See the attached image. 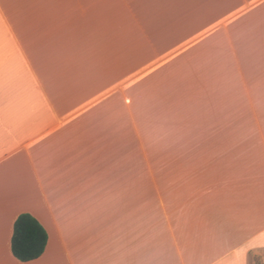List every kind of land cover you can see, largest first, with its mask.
Segmentation results:
<instances>
[{
  "label": "crops",
  "instance_id": "obj_1",
  "mask_svg": "<svg viewBox=\"0 0 264 264\" xmlns=\"http://www.w3.org/2000/svg\"><path fill=\"white\" fill-rule=\"evenodd\" d=\"M233 60L261 117L223 103ZM149 86L192 148L151 181ZM21 214L47 235L25 263ZM0 264H264V0H0Z\"/></svg>",
  "mask_w": 264,
  "mask_h": 264
},
{
  "label": "rangeland",
  "instance_id": "obj_2",
  "mask_svg": "<svg viewBox=\"0 0 264 264\" xmlns=\"http://www.w3.org/2000/svg\"><path fill=\"white\" fill-rule=\"evenodd\" d=\"M234 54H236V48L234 47ZM229 72L231 75L229 76V80L226 84L228 90L225 91L223 89V103H227L231 107H235L237 102L241 103V107L243 104V109H241L240 115L235 114L234 119H236L238 116L240 120L244 118L245 120H252L253 117H261V114L257 109H255L256 113L254 115V111L251 105L252 104V98L247 94V91H242L246 86H248V81L242 76V74H239L238 72V66L235 60L228 63ZM232 71H234L237 74L235 75L233 79ZM241 75V76H240ZM185 77V76H184ZM165 78L164 79V88H167L168 85L173 86V82L177 84V88H179L180 83L183 84L184 88L188 87L186 85L187 78ZM216 75L210 76L207 78L208 84L211 85L212 81L216 79ZM172 80V82L169 84V81ZM189 80V79H188ZM140 81L136 82L135 85H138ZM161 83V82H160ZM139 84L138 86H140ZM183 89V88H182ZM210 89L213 91L214 88L210 86ZM186 90V89H185ZM165 91V90H163ZM210 91V92H212ZM141 93V94H140ZM158 94L153 90V86L145 87V89H137L136 92L134 91L133 94V110H134V123L138 125V128L141 129V143L144 147L147 155H148V165L150 166V181L152 177L156 176V169L161 168L162 170H171L172 168L178 166V162L182 159H178V153L180 151H190L191 145L188 142V139L186 141H179L178 136H182L183 134H187L188 132L183 129H177L174 125L167 124V121L164 119L157 118V111L153 109L152 102L154 100V96ZM189 94H181L180 97L184 98L188 96ZM217 93L212 92L210 96V100H212L213 106L216 103V97ZM219 96V95H218ZM202 101L204 99L200 98ZM155 101V100H154ZM199 102H202L198 99ZM183 104L186 106L188 105H194L195 101L192 99L189 100H183ZM203 103V102H202ZM203 106L200 108V112L195 113L196 119H201L203 116L201 113H204ZM254 107V106H253ZM211 108V112L207 111L206 113H211L215 117H219V108L218 107H209ZM206 109V108H205ZM231 112V111H230ZM229 117H232L228 115ZM242 125V121H239ZM250 122L243 127L245 132L251 133L250 131L253 127L252 125H249ZM230 126H233V124H230ZM209 129L214 130V126L210 125L208 126ZM205 127V128H208ZM220 129V127H219ZM230 129V127H229ZM250 129V130H249ZM198 132V131H197ZM213 132V131H211ZM199 133V132H198ZM209 133V132H208ZM212 135V133H210ZM192 145H199V143H195ZM135 147L138 149V139ZM195 148V147H194ZM140 155V154H139ZM139 160L137 161V158L134 159V167L139 165ZM144 165V164H143Z\"/></svg>",
  "mask_w": 264,
  "mask_h": 264
},
{
  "label": "trees",
  "instance_id": "obj_3",
  "mask_svg": "<svg viewBox=\"0 0 264 264\" xmlns=\"http://www.w3.org/2000/svg\"><path fill=\"white\" fill-rule=\"evenodd\" d=\"M47 235L39 222L29 214H21L13 224L11 251L25 263L38 259L45 250Z\"/></svg>",
  "mask_w": 264,
  "mask_h": 264
}]
</instances>
